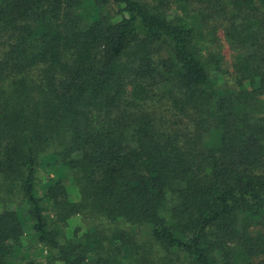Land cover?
Segmentation results:
<instances>
[{
    "label": "trees",
    "instance_id": "obj_1",
    "mask_svg": "<svg viewBox=\"0 0 264 264\" xmlns=\"http://www.w3.org/2000/svg\"><path fill=\"white\" fill-rule=\"evenodd\" d=\"M0 208V264H32L29 239L148 261L121 225L187 264H264V0H0ZM76 216L117 229L73 237Z\"/></svg>",
    "mask_w": 264,
    "mask_h": 264
},
{
    "label": "rangeland",
    "instance_id": "obj_2",
    "mask_svg": "<svg viewBox=\"0 0 264 264\" xmlns=\"http://www.w3.org/2000/svg\"><path fill=\"white\" fill-rule=\"evenodd\" d=\"M178 10L180 11V9ZM211 30H216L217 39H213V36L209 38V40L205 44L206 48L204 50V55L205 57H210L213 54H220L222 57V64L224 68V72L222 75L227 80V82H233V62L235 59V52L234 50H232L230 45L227 44L226 40H224L222 27L217 28V22L214 19H210L208 22H206L203 29L204 33L207 35ZM66 183L69 186L68 188L71 194V198L75 201H78L80 195L78 194L77 189L72 186L70 181H66ZM94 217L96 218H89L88 220L81 216L74 217L70 222L68 233L72 235L73 232L78 229L77 232L83 234L87 229L89 230L92 225L96 226V224L100 225L99 228H101L102 234L104 235L117 229V224L113 225L105 219H101L97 216ZM121 228L130 230L131 233L135 235V238L138 240V242L144 247L149 248L150 250V259L148 261H141V263L138 264H187V260L182 259V257H184V254L181 257L178 254L169 253L165 251L163 247H160L159 245L153 243L147 229L131 225H121ZM74 236L75 234H73V237ZM28 245L29 246L26 249L28 253L27 260L32 261V264H59L57 262L49 261V258L47 257L49 252L46 248L41 247L39 244H37V242L31 241L29 239ZM150 246H152V249H150ZM104 253L107 258H110V260L115 256L112 250L109 249ZM122 254L123 253H121V255ZM116 257L120 258L118 254L116 255ZM109 264L112 263L110 262Z\"/></svg>",
    "mask_w": 264,
    "mask_h": 264
}]
</instances>
